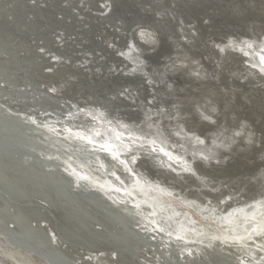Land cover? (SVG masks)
Listing matches in <instances>:
<instances>
[{
  "label": "water",
  "instance_id": "water-1",
  "mask_svg": "<svg viewBox=\"0 0 264 264\" xmlns=\"http://www.w3.org/2000/svg\"><path fill=\"white\" fill-rule=\"evenodd\" d=\"M90 1L95 0H0V222L9 225L13 221L16 226L7 236L0 227V240L20 255L30 254L34 261L41 260L40 264H112L110 260L89 261L86 256L113 253L119 258L116 264H155L141 257L153 254L147 253L152 248L145 243L169 250L171 258L156 257L168 264H235L228 257L229 251L217 247L221 239H215L218 244L208 251L199 247L192 261H181L176 251L182 244L176 247L174 241L160 237L154 223L135 213L137 206L128 203L127 208L122 203L126 200L121 202L116 197L124 190L121 184L111 183L118 178L116 171L132 179L140 173L125 165L123 160H129L128 154V158L118 157L108 150L111 144L107 140L96 143L86 136V131L97 123L84 114L87 103L93 101L92 97L119 99L127 81L108 75L111 65L91 71L76 60L85 46H95L94 50L89 49L91 45L85 47L82 54L86 57L110 46L105 41L97 42L98 28L94 27ZM111 1L113 9L105 22L113 36H119L129 28L128 21L127 17L123 21L117 17L119 0ZM107 49L110 52L106 51L105 57L119 56ZM57 56L63 60L57 62ZM63 61V68L83 76L81 85L71 91L69 81L51 88L52 83L45 78ZM79 66L81 69H75ZM92 72L97 77L94 83L89 77ZM131 145L135 146L133 151L140 149L153 162L184 166L169 149L150 138ZM89 177L107 182L109 189ZM143 207L152 208L146 203ZM43 224L49 235L39 231ZM50 229L59 243L52 242ZM249 242L260 250L258 241Z\"/></svg>",
  "mask_w": 264,
  "mask_h": 264
},
{
  "label": "bare ground",
  "instance_id": "bare-ground-1",
  "mask_svg": "<svg viewBox=\"0 0 264 264\" xmlns=\"http://www.w3.org/2000/svg\"><path fill=\"white\" fill-rule=\"evenodd\" d=\"M141 1V0H139ZM139 1H135V0H119L120 4L118 6V12H124V10H128L130 7H132L131 10H134V12H136L135 10L137 9L136 7L140 6V4L138 3ZM153 1V0H152ZM173 1V0H171ZM177 2V0H174ZM189 4L193 5L195 3H197V1H199V3L203 2L202 0H188ZM194 3H192V2ZM208 1V0H207ZM211 0H209V4ZM218 1V0H217ZM228 1V0H227ZM97 2H99L100 5H98L97 7ZM144 2V1H142ZM154 2V1H153ZM152 2V3H153ZM159 2V1H158ZM206 2V1H205ZM219 2V1H218ZM217 2V3H218ZM232 2V1H231ZM93 3V5H92ZM172 3V2H171ZM179 3V1H178ZM185 4L187 2H184ZM200 3V4H201ZM214 3V1H213ZM228 3V2H227ZM226 3V4H227ZM89 4L91 5V10L92 12L95 13V16L92 17L95 25L94 27H99L100 25H105V20H107V18L110 16L108 15V13L111 12V9H113V3L111 0H95L94 2L90 1ZM144 4V3H143ZM160 4V3H159ZM158 4V5H159ZM180 4V3H179ZM178 4V5H179ZM204 4V2H203ZM216 4V2H215ZM214 4V5H215ZM171 5V4H170ZM173 5V4H172ZM177 5V3H176ZM183 5V4H182ZM206 7L208 6L207 3L205 4ZM213 5V6H214ZM163 6V4H162ZM175 6V5H174ZM181 6V5H179ZM187 6V5H184ZM182 6V7H184ZM195 6H199V4H195ZM194 6V7H195ZM217 6V5H216ZM142 7V6H140ZM180 8L181 10L183 8ZM189 7V5L187 6ZM192 7V6H191ZM209 7V6H208ZM149 8V9H148ZM142 7V9H140L139 13H138V17H135L136 20H140L143 21V18H147V16H149V13L152 11V7ZM176 8V6H175ZM175 8H173L175 10ZM186 8V7H185ZM213 7H211L212 9ZM216 7H214L215 9ZM236 8V5L235 7ZM231 8V9H233ZM240 8V7H237ZM178 9V8H176ZM213 9V10H214ZM243 9V8H242ZM138 10V9H137ZM142 10V13H141ZM186 10V9H185ZM184 10V11H185ZM193 10V9H192ZM208 10V9H207ZM212 10V13H214ZM130 11V9H129ZM127 12V14L130 12ZM183 11V12H184ZM232 11V10H231ZM239 11V10H238ZM237 11V12H238ZM160 12V11H159ZM157 12V13H159ZM179 12V11H178ZM178 12H177V16H178ZM182 12V11H181ZM209 12H211L209 10ZM208 12V13H209ZM217 12V11H216ZM236 12V11H235ZM240 12V11H239ZM107 13V14H106ZM113 13V12H112ZM153 13V12H152ZM151 13V15H152ZM156 13V12H155ZM156 13V14H157ZM161 13V12H160ZM192 13V11H191ZM126 14V15H127ZM182 14V13H181ZM179 12V15H181ZM184 14V13H183ZM182 14V15H183ZM218 14V12H217ZM233 16V12L231 13ZM159 15V14H158ZM158 15H156L158 17ZM161 15H163L161 13ZM167 15V14H166ZM211 15V14H210ZM164 16V15H163ZM218 16V15H216ZM170 17V16H169ZM167 18V20L172 21L171 18ZM160 18V17H159ZM180 18V17H177ZM203 18V17H202ZM205 18V17H204ZM212 19V17H210ZM215 18V17H214ZM217 18V17H216ZM91 19V20H92ZM123 19V18H122ZM149 19V18H148ZM151 19V17H150ZM152 19H156L155 16ZM161 22H164V24H162L163 26L165 25V18L162 17ZM182 19V17H181ZM208 19V18H205ZM223 19V18H222ZM215 20V19H214ZM243 20V19H242ZM139 21V22H140ZM154 20H152L153 22ZM157 21V20H155ZM154 21V23H155ZM168 21V23L170 22ZM176 21V20H175ZM174 21V22H175ZM208 21V20H207ZM213 21V20H211ZM223 21V20H222ZM229 21V19H228ZM105 22V23H104ZM146 22V21H144ZM149 22V21H148ZM151 22V20H150ZM160 22V23H161ZM197 22V21H196ZM231 22V21H230ZM93 23V24H94ZM138 23V22H137ZM147 23V22H146ZM145 23V24H146ZM168 23H166L168 25ZM200 23V22H199ZM204 24L207 22H203ZM219 23V22H218ZM221 23V22H220ZM139 24V23H138ZM137 24V25H138ZM150 23H148L149 25ZM170 27L172 26V23L170 22ZM210 24V23H209ZM213 24V23H212ZM232 24V23H230ZM262 24V23H261ZM147 25V24H146ZM188 25V24H187ZM196 25V24H195ZM198 25V24H197ZM224 24H222L223 26ZM236 25V24H235ZM251 25V24H250ZM254 25V24H252ZM136 26V25H135ZM144 26V25H143ZM152 26V24H151ZM162 26V28H163ZM210 26V25H209ZM213 26V25H211ZM216 26V25H215ZM219 26V25H218ZM228 26V25H227ZM226 26V32L228 27ZM257 26V25H256ZM102 27V26H101ZM106 27V25H105ZM142 28V26H139ZM138 26L136 27H130L129 31H127V37L131 38L130 43L133 42L132 44L135 46L136 49H134L133 51L135 52L134 55L131 56V52L125 51L124 47H123V43L121 40V38L117 39L118 41H113L114 45L111 46H107L108 48H110L111 50H113L114 52H116L115 54H119V56H117V60L121 59V63H116L117 60H115V62L113 64H108V62H110L109 60H107L108 57L105 53L110 52L107 47L105 48H98L96 51L90 53V55H88L87 57L84 56V54H82L84 52L85 46L83 47V49L80 50V52H82L80 55L81 57H76V60L78 61H82V66L85 67L87 69H102V68H106L108 67V65H111V71H109V73H107L108 75H115V76H120L122 79H126L128 78L129 80L131 78H134L136 76H141L139 77L136 82L137 84L135 86H133V88H130V86L126 85V90H124L121 95L120 98L118 99H112L111 98H105V96L99 97L100 100H98L96 97H92L93 101L88 102L87 103V113H84L86 116H90L92 118L95 119V121H97L96 125L93 127H90V131H86L87 133V137L91 140L94 141L96 143H98L99 141H103V140H107L110 144L111 147L108 149L110 152L114 153V155L120 157L121 155H124L125 157L128 158L129 155V160H123L125 162V165L128 164V166L133 170V168L138 169L139 174H134L135 177H127V175H123L122 173H120L119 169L116 171L117 173V179H112L113 183L112 185L115 186L116 183L117 184H121L124 188V190H122L123 194L120 192L116 193V197H118L119 199H121V202L123 199H125L126 201L122 202L123 205L128 208V203H133L135 206H137V210H135V213H138L141 217H145L146 221L154 223L156 229L159 230L160 237L165 238L166 240H172L175 242L176 247L178 245H183V247H179L180 249L176 251L177 256L179 257V259L181 261H192L191 257L194 256L196 254V250H207L210 248H212V246L214 244H218V242H215V239H221L223 243L225 244H229L230 246H233V248H225L223 247L222 243L220 242L219 246L217 247H222V250L225 251H229V253L231 254L230 256H228L229 258H231L232 260H234L236 263L235 264H264V194L259 195L258 198L256 200H254L253 202H243L244 200L238 196V195H233L234 197H229L228 199H230L229 201H226L224 203V205H221V200L225 198V192H226V186H224V182L223 183H219L218 185H212L210 183V179H206V177H202L200 175H196L195 173V159H199L201 160L200 162L202 163H208V160L211 161H215L216 159H219V156H222L223 149L226 146H220V145H212L211 143L209 144V142L205 139L202 138V132H198V130L196 129H192L189 127V125L187 124V126L185 125H178L180 122L178 121V119H173L172 114V110L174 109V107L172 106L173 109L168 110V108H166L167 110H165L162 105H159L158 102V97L155 95V92L157 91V87L159 85L158 81L157 83L154 82V80L150 79L149 83L146 85H143V82L145 84V77L144 75H146L148 72L147 67H145L146 64V60L147 58H152V53L151 52H147L148 47H145V43L150 40L153 39L152 34H154L152 32H149V30H141V28H139ZM156 27V26H155ZM169 27V26H168ZM193 27V25H192ZM197 27V26H196ZM207 27V26H206ZM214 27V26H213ZM225 27V26H224ZM223 27V28H224ZM239 27H242L239 25ZM107 28V27H106ZM147 28V27H146ZM165 28V27H164ZM175 28V27H174ZM195 28V27H194ZM209 28V27H208ZM207 28V29H208ZM211 28V27H210ZM215 28V27H214ZM213 28V29H214ZM217 28V27H216ZM247 28V27H246ZM102 29V28H101ZM154 28H152V31H156ZM178 29V28H177ZM186 29V28H184ZM200 29V28H199ZM243 29V28H242ZM104 30V29H103ZM169 30V29H168ZM181 30V29H180ZM183 30V29H182ZM194 30V29H193ZM202 30V28H201ZM199 30V31H201ZM219 30V29H218ZM108 31V30H107ZM184 31V30H183ZM187 31V30H186ZM197 31L198 30H194ZM203 31V30H202ZM210 31V30H209ZM214 31V30H213ZM196 32V33H197ZM212 32V31H211ZM220 32V31H219ZM224 32H225V28H224ZM238 32H240L238 30ZM103 33V32H101ZM107 34H111V32L109 31L106 32ZM122 33V32H121ZM157 33V32H156ZM206 33V32H205ZM204 33V34H205ZM244 33V32H242ZM123 34V33H122ZM121 34V35H122ZM158 34V33H157ZM171 34V33H169ZM186 34V33H185ZM191 34V33H190ZM200 34V33H199ZM214 34V33H213ZM222 34V33H219ZM217 34V35H219ZM232 34V33H230ZM229 34V35H230ZM234 34V32H233ZM101 35V34H100ZM168 35V34H166ZM165 35V36H166ZM188 35V34H187ZM202 35V34H201ZM200 35V36H201ZM223 35V34H222ZM227 35V34H226ZM102 36V35H101ZM105 36V35H104ZM156 36V35H154ZM170 36H173L170 35ZM216 36V35H215ZM233 36V35H232ZM247 36V35H246ZM245 36V37H246ZM100 37V36H99ZM117 37V36H116ZM123 37V36H121ZM152 37V38H151ZM159 37V36H157ZM181 37V36H180ZM203 37V36H202ZM210 37V36H209ZM212 37V36H211ZM223 37V36H222ZM236 37V36H235ZM244 37V38H245ZM105 38V37H104ZM104 38L100 39L98 38L97 42L99 44L104 43ZM156 38V37H155ZM167 38V37H166ZM165 38V39H166ZM187 38V36H186ZM213 38V37H212ZM212 38H210L212 40ZM218 38V37H217ZM220 38V37H219ZM224 38V37H223ZM241 38V37H240ZM164 39V41H166ZM190 39V38H189ZM215 39V37H214ZM113 40V39H112ZM125 41V39H123ZM156 39H154L155 42ZM163 40V39H162ZM183 40V39H182ZM202 40H205V38ZM209 40V41H211ZM223 40V39H222ZM247 39L244 40V43ZM157 41V40H156ZM160 41V40H159ZM164 41H162L164 43ZM168 41V39H167ZM170 41V40H169ZM213 41V40H212ZM219 41V40H218ZM243 41V40H242ZM108 42V41H106ZM234 42V41H233ZM251 42V41H250ZM249 42V43H250ZM97 43V44H98ZM123 45H122V44ZM129 44V42H127ZM151 43V42H150ZM161 43V42H160ZM168 43V42H167ZM232 43V42H231ZM237 43V42H234ZM248 43V42H247ZM255 43V42H254ZM259 43V42H258ZM261 43L264 44V41H262ZM113 44V43H112ZM156 44V43H155ZM158 44V43H157ZM209 44V43H208ZM214 44V43H212ZM218 44V43H217ZM223 43H221L222 45ZM225 44V43H224ZM227 44V43H226ZM251 44V43H250ZM249 44V45H250ZM256 44V43H255ZM260 44L256 49L253 50V48L255 47L253 45V47H249L250 49L246 48L245 51H241L240 55H238V57H241V61H243L244 63L241 64L243 65L244 70L247 71V76H250L252 78L258 77L260 79L264 78V45ZM109 45V44H107ZM131 45V44H130ZM149 45V44H148ZM163 45V44H162ZM167 45V44H166ZM176 45V44H175ZM211 45V44H210ZM246 45V44H245ZM248 45V46H249ZM261 45H263V47H260ZM154 46V44H153ZM157 46V45H156ZM155 46V47H156ZM194 46V45H193ZM209 46V45H207ZM213 46V45H212ZM215 46V45H214ZM232 47V44L230 45ZM123 47V48H122ZM143 47V48H142ZM164 49H166L165 46H163ZM183 47V46H182ZM211 47V46H209ZM228 47V46H227ZM241 47L243 48L244 46L241 45ZM95 48V46H94ZM150 48L151 45H150ZM177 48V47H176ZM181 48V47H180ZM214 48V47H213ZM241 48V49H242ZM130 50H132V45L129 48ZM158 49V47H157ZM162 49V48H161ZM187 49V48H186ZM194 49V48H193ZM215 49V48H214ZM218 49V48H217ZM215 50L216 52L218 50ZM220 49V47H219ZM221 49H223L224 52H226V54H228L227 49H225V46H221ZM240 49V50H241ZM155 50V49H152ZM175 50V48H174ZM151 51V49H150ZM161 51V50H160ZM163 51V49H162ZM161 51V52H162ZM168 51V50H167ZM195 51V50H194ZM203 51V50H202ZM222 51V53H223ZM251 51V52H250ZM157 52V50H156ZM160 52V53H161ZM169 52V51H168ZM172 52V51H171ZM170 52V53H171ZM209 52V51H208ZM211 52V51H210ZM154 53V52H153ZM169 53V54H170ZM195 53V52H194ZM219 53V52H218ZM231 53V52H230ZM251 54L250 57L246 54ZM166 53H163L162 55H164ZM168 54V56H170ZM212 54V53H211ZM232 54V53H231ZM234 54V53H233ZM237 54V53H236ZM158 55L160 54H157ZM155 55V57H156ZM230 55V54H229ZM111 55H109L110 58ZM154 56V55H153ZM161 56V55H160ZM165 56V55H164ZM163 56V57H164ZM167 56V58L169 59V57ZM205 56V55H204ZM105 57V59L103 58ZM127 57L131 60L135 62V66L131 65V67L133 66V68H130L128 66L123 67L122 63L123 58ZM172 57V56H171ZM207 57V56H206ZM236 57V56H235ZM236 57V58H238ZM6 58V57H4ZM56 61L59 62L61 60H63L61 57H55ZM67 58H69L70 60L73 59L68 56ZM165 58V59H167ZM195 58V57H194ZM212 58V57H210ZM82 59V60H81ZM84 59V60H83ZM116 59V57L114 58ZM113 59V60H114ZM157 59V58H156ZM160 59V58H159ZM163 59V58H162ZM167 59V60H168ZM216 59V58H215ZM232 59V58H231ZM164 60V59H163ZM162 60V61H163ZM209 60V59H208ZM217 60V59H216ZM252 60V61H251ZM150 61V60H149ZM147 61V62H149ZM157 60H154V62ZM165 61V60H164ZM201 61V60H200ZM206 61V60H205ZM54 63L55 65L58 63ZM120 62V61H119ZM129 62V61H128ZM159 62V61H158ZM207 62V61H206ZM216 62V61H215ZM63 66H64V61L62 62ZM151 63V61L149 62ZM160 63V62H159ZM166 64V61L164 62ZM176 63V62H175ZM242 63V62H241ZM53 64V66H54ZM127 64V63H126ZM148 64V63H147ZM156 64V63H155ZM154 64V65H155ZM168 64V63H167ZM164 65V66H167ZM192 64V63H191ZM209 64V63H208ZM217 64V63H216ZM61 65V67L59 69H57L56 71H52L51 70L45 75V78H49V83H52L51 88H53V85H58L59 82H71L70 79L72 78H81V76H77L75 73H79L78 71H72L71 73L63 68V66ZM128 65V64H127ZM152 65V64H151ZM153 65V66H154ZM179 65V64H178ZM182 65V64H181ZM215 65V64H214ZM159 66V65H158ZM163 66V64H162ZM160 65V67H162ZM169 66V65H168ZM185 66V65H184ZM202 66V65H201ZM256 66V67H255ZM199 67V66H198ZM50 69V67H47ZM123 68V69H121ZM155 67H153L154 69ZM159 68V67H158ZM215 68V67H214ZM242 68V67H241ZM52 69V68H51ZM75 69H81V66L76 67ZM152 69V68H151ZM160 69V68H159ZM174 69V68H173ZM177 69V68H176ZM206 69V68H205ZM103 70V69H102ZM155 70V69H154ZM163 70V69H162ZM165 70V68H164ZM195 70V69H194ZM235 70V69H234ZM159 72V70H157ZM175 71V70H174ZM197 71V70H196ZM69 72V75L66 76ZM155 72V71H154ZM157 72V73H158ZM213 72V71H212ZM220 72V71H219ZM239 72V70H238ZM67 73V74H66ZM152 73V71H151ZM165 73V72H164ZM226 73V72H225ZM255 73V74H253ZM155 74V73H154ZM161 74V73H160ZM172 74V73H171ZM180 74V73H179ZM211 74V73H209ZM215 74V72H214ZM236 74V73H235ZM253 74V75H252ZM148 75V74H147ZM146 75V76H147ZM151 75V74H150ZM156 75V74H155ZM256 75V76H255ZM51 76V78H50ZM92 76V75H91ZM99 76V75H98ZM160 76V75H159ZM161 76H163L161 74ZM171 76V75H170ZM215 76V75H214ZM83 77V76H82ZM87 77V75H86ZM199 77V76H198ZM197 77V78H198ZM219 77V76H218ZM94 78V77H93ZM135 78V79H136ZM160 78V77H158ZM188 78V77H187ZM221 78V77H220ZM228 78V77H227ZM252 78H248V79H252ZM95 79V78H94ZM169 79V78H168ZM173 79V78H172ZM166 80V79H165ZM164 80V81H165ZM175 80V79H174ZM179 80V79H178ZM223 80V79H222ZM258 80V79H257ZM75 81V80H74ZM80 81V80H79ZM83 81V78H81V83ZM85 81V80H84ZM94 81V80H93ZM169 81L172 82V80L169 79ZM133 82V81H132ZM163 82V81H162ZM201 82V81H200ZM252 82V81H249ZM4 85V90L7 91L8 87L6 86V83L3 81L2 82ZM166 83V82H165ZM244 83V82H243ZM255 83V82H254ZM47 84V83H46ZM71 87L68 88L69 91L73 90L74 88V84H72V82L70 83ZM78 84V83H77ZM76 84V85H77ZM158 84V85H156ZM171 84V83H170ZM177 84V83H176ZM234 84V83H233ZM232 84V85H233ZM172 85V84H171ZM227 85V84H226ZM249 85V84H248ZM144 86V87H143ZM174 86V85H173ZM181 86V85H180ZM240 86V85H239ZM259 87L260 91L263 90V85L260 84ZM125 87V86H124ZM129 87V88H128ZM135 87V88H134ZM169 87V86H168ZM175 87V86H174ZM173 87V88H174ZM238 87V86H236ZM59 88V86H58ZM141 91L144 92L145 94L148 93L147 96H149V103L147 102V107L143 102H141L142 100H140L137 97V91ZM176 88V87H175ZM181 88V87H180ZM239 88V87H238ZM247 88V87H246ZM159 89V88H158ZM172 89V88H171ZM245 89V88H244ZM248 89V88H247ZM253 89V88H252ZM160 90V89H159ZM158 90V91H159ZM168 90V89H167ZM166 90V91H167ZM251 90V89H250ZM257 90V89H256ZM164 91V90H163ZM191 91V90H190ZM234 91V90H233ZM245 91V90H244ZM140 92V93H141ZM160 92V91H159ZM239 92V91H238ZM243 92V91H242ZM247 92V90H246ZM258 92V91H257ZM263 93V91H262ZM150 94V95H149ZM161 94V93H160ZM168 94V93H167ZM175 94V93H174ZM143 95V93H142ZM164 95V92H163ZM169 95V94H168ZM167 95V96H168ZM173 95V94H172ZM251 95V94H250ZM171 96V94H170ZM238 96V95H237ZM165 97V96H164ZM230 97V96H229ZM243 97V96H242ZM168 97H166L167 99ZM264 98V97H263ZM142 99V98H141ZM163 99V96H162ZM165 99V101H166ZM188 99V98H187ZM242 99V98H241ZM164 100V99H163ZM162 100V101H163ZM254 100V99H253ZM86 101V100H85ZM114 101V102H113ZM145 101V98L143 100ZM164 101V102H165ZM205 101V100H204ZM167 102V101H166ZM165 102V103H166ZM258 102V101H257ZM110 103V104H109ZM134 103V104H133ZM140 103V104H139ZM200 103V102H199ZM260 102H258L259 104ZM138 104V105H136ZM153 104V105H152ZM181 104V103H180ZM192 104V102H191ZM256 104V103H255ZM138 106L137 109L142 108L143 110L146 111H142L140 113V115H138L139 112L135 111L133 108L134 106ZM197 105V104H196ZM206 105V104H205ZM212 105V104H211ZM210 105V106H211ZM246 105V104H245ZM263 105V103H262ZM167 106V105H166ZM179 106V105H178ZM200 106V105H199ZM208 106V104H207ZM209 106V107H210ZM140 107V108H139ZM169 107V105H168ZM213 107V106H212ZM218 107V106H217ZM112 108V109H111ZM155 108V109H154ZM162 108V109H161ZM197 108V107H196ZM204 108V107H202ZM214 108V107H213ZM251 108V107H250ZM111 109V110H110ZM136 109V108H135ZM170 109V108H169ZM201 109V107H200ZM211 109V108H210ZM238 109V108H237ZM263 111V107L261 108ZM194 110V109H193ZM206 110V109H205ZM215 110V109H214ZM253 110V109H251ZM113 113H112V112ZM140 111V110H139ZM177 112L179 110H176ZM185 111V110H184ZM208 111V110H207ZM212 111V109H211ZM221 111V110H220ZM202 112V111H201ZM209 112V111H208ZM224 112V111H223ZM240 112V111H239ZM180 114V112H178ZM189 113V112H188ZM200 113V112H199ZM198 113V114H199ZM205 113V112H204ZM213 113V112H212ZM143 114V115H142ZM214 114V113H213ZM244 114V113H243ZM251 114V113H250ZM257 114V113H256ZM264 114V113H262ZM114 115V116H113ZM129 115H132L133 118L128 117ZM137 115V116H136ZM177 115V114H176ZM212 115V114H211ZM242 115V114H241ZM261 115V114H259ZM112 116L114 119H112ZM139 116L140 121L135 118ZM210 116V115H209ZM208 116V117H209ZM214 116V115H213ZM141 117V118H140ZM178 117V116H177ZM180 117V115H179ZM184 117V116H182ZM182 117L180 119H182ZM212 117V116H211ZM245 117V116H244ZM264 117V116H263ZM185 118V117H184ZM234 118V117H233ZM79 119V118H78ZM187 119V117H186ZM204 119V118H203ZM229 119V118H228ZM188 120V119H187ZM202 120V119H201ZM212 120V119H211ZM183 122V120H180ZM186 121V120H185ZM260 121V120H259ZM210 122V121H209ZM216 122V121H215ZM221 122V121H219ZM264 122V121H263ZM141 123V124H138ZM143 123V124H142ZM185 123V122H183ZM234 123V122H233ZM252 123V121H251ZM214 126V125H213ZM261 126V125H260ZM218 127V126H217ZM224 127V126H223ZM252 127V126H251ZM221 128V126H220ZM225 128V127H224ZM218 129V128H217ZM234 130V129H233ZM213 131V130H212ZM219 131V130H218ZM258 131V130H257ZM264 131V129H263ZM226 132V131H225ZM211 133V132H210ZM215 134V133H214ZM227 134V133H226ZM208 135V134H207ZM213 135V134H212ZM225 135V134H224ZM231 135V134H229ZM218 136V134H217ZM228 136V135H227ZM235 136V135H233ZM263 136V134H262ZM261 136V137H262ZM205 137V136H204ZM225 137V136H224ZM224 137H222L221 139H223ZM230 137V136H229ZM255 137V136H253ZM121 138V139H120ZM152 139L155 142H158L159 145H161V147L163 148H167L169 149V151H171V154L173 155V157H175L177 160H179L181 162V164H183V167H172V165L169 162H153L150 159H148L149 155L140 151H133L135 150L133 147L135 146H130V142L132 143H136V144H142L144 143V141L146 139ZM249 138V137H248ZM123 139V140H122ZM141 139V140H140ZM145 139V140H144ZM220 139V141H221ZM258 139V138H257ZM124 140H130V142H125ZM209 140V139H208ZM259 140V139H258ZM214 141V140H212ZM228 141V140H227ZM235 141V140H234ZM254 141V139H253ZM224 142V141H223ZM240 142V141H239ZM238 142V143H239ZM261 142V141H260ZM220 143V142H219ZM227 144V143H226ZM259 144V143H258ZM229 145V144H228ZM264 146V145H263ZM253 148V147H252ZM262 149V148H261ZM247 150V149H246ZM249 150V149H248ZM243 151V149H242ZM246 153V152H244ZM128 154V155H127ZM142 154V155H140ZM235 155V154H234ZM238 156V155H237ZM262 157V155L260 156ZM264 157V156H263ZM222 158V157H221ZM220 158V159H221ZM259 159V157H257ZM252 159V158H251ZM250 159V160H251ZM264 159V158H263ZM230 160V159H229ZM246 161V160H245ZM260 161V160H259ZM187 164H184V163ZM257 162V160H256ZM127 163V164H126ZM249 163V162H248ZM262 163V162H261ZM260 163V164H261ZM154 165L157 168V165H160L162 168L161 169H155V167H153V171L154 172H159L158 177L156 178H160L163 180V182L160 183L159 182H152V176L148 177L146 175L145 169H148V165ZM157 164V165H156ZM219 164V163H218ZM238 164V163H237ZM255 164V163H254ZM257 164V163H256ZM264 164V163H263ZM259 165V164H258ZM205 166V165H204ZM203 166V167H204ZM236 166V165H235ZM234 166V167H235ZM251 166V165H250ZM255 166V165H254ZM261 165H259L260 167ZM220 167V166H219ZM222 167V166H221ZM225 167V166H224ZM233 167V166H232ZM231 167V168H232ZM242 167V166H241ZM208 168V167H207ZM217 168V167H216ZM253 168V167H250ZM212 169V168H211ZM221 169V168H220ZM226 169V168H224ZM223 169V170H224ZM248 170V169H245ZM257 170V169H255ZM213 171V169L211 170ZM226 171V170H225ZM224 171V172H225ZM231 171V170H230ZM254 171V168H253ZM142 172V173H141ZM218 173V171H216ZM228 172V171H227ZM234 173V170L232 171ZM237 172V171H236ZM252 172V170L250 171ZM232 173V174H233ZM241 173V172H240ZM214 174V173H213ZM223 174V173H222ZM221 174V175H222ZM228 174V173H226ZM231 174V177H232ZM237 174V173H235ZM239 174V173H238ZM245 174V173H243ZM247 174V173H246ZM245 174V175H246ZM250 174L248 175V177H250ZM254 174V173H253ZM251 174V175H253ZM258 174V173H257ZM149 175V174H148ZM220 175V174H219ZM230 175V174H229ZM228 175V176H229ZM234 175V174H233ZM244 175V176H245ZM165 176L168 177V179H171V182L169 183L167 180L164 181ZM227 176V177H228ZM241 176V175H240ZM255 176V175H253ZM88 177V176H87ZM223 177V176H222ZM226 177V176H224ZM231 177H228L229 179ZM239 177V176H238ZM243 177V176H242ZM241 177V178H242ZM246 177V176H245ZM248 178V177H246ZM90 178V177H89ZM218 178V176H217ZM236 178V177H235ZM92 180H95L94 182H96V184H99L102 188H108L107 182L105 181H98L96 179L90 178ZM212 179V178H211ZM215 179V177H214ZM224 178H222L223 181ZM226 181L228 180L227 178H225ZM234 179V176L233 178ZM240 179V178H239ZM251 179V178H250ZM147 180V181H146ZM153 180V179H152ZM213 180V179H212ZM231 180V179H230ZM243 180V179H241ZM253 180V179H251ZM221 181V182H222ZM233 181V180H232ZM230 181V182H232ZM237 182V180H235ZM239 181V180H238ZM244 181V180H243ZM242 181V182H243ZM188 182L189 185L185 186V183ZM217 182H219L217 180ZM228 182V181H227ZM240 182V181H239ZM248 182V181H247ZM254 182V180H253ZM262 182V181H261ZM249 183H251L249 181ZM260 183V182H259ZM168 184V185H167ZM257 184V183H256ZM263 184V183H262ZM185 186V187H182ZM191 187V189H189ZM247 187V186H246ZM263 187V186H262ZM226 188V189H225ZM245 187H243L242 189H244ZM264 188V187H263ZM109 189V188H108ZM233 191H235L234 189H231ZM264 190V189H263ZM251 191V190H249ZM256 191V189H255ZM260 190H258L259 192ZM231 192V191H230ZM236 192V191H235ZM261 192V191H260ZM263 192V191H262ZM167 193V194H165ZM223 193V194H222ZM239 193H242V191H239ZM127 197H126V195ZM136 194V195H134ZM229 194V193H228ZM259 194V193H258ZM163 195H167L169 197L175 198V199H181L180 201L189 203V207L191 209H193L196 213H198L200 215V219L202 220L199 221L200 219L195 218L194 214L191 211H185V210H177L175 208H171L169 202V199L165 198V196ZM231 195V194H230ZM247 195V194H246ZM133 196V197H132ZM126 197V198H124ZM251 197V196H250ZM253 197V196H252ZM256 197V196H254ZM227 198V195H226ZM225 198V200H226ZM249 198V196H248ZM252 199V198H251ZM224 200V201H225ZM243 200V201H242ZM242 201V202H241ZM250 201V198H249ZM240 202V204H239ZM144 203L149 204L152 208L148 209V208H144ZM132 213H134V211H132ZM143 215V216H142ZM217 215H219L217 217ZM210 222H214L215 224H211ZM169 223V224H168ZM8 224V223H7ZM1 223L0 222V227H2L6 233V236L10 233L11 234V230L16 229V226L14 224L13 221L9 222V225ZM34 224V223H33ZM32 224V226H34ZM4 225V226H3ZM44 225V224H43ZM40 226L38 227L39 231L43 232V235H47L48 232L47 230V225L45 224L44 226ZM169 225L171 227H169ZM210 228H209V227ZM35 227V226H34ZM37 228V227H36ZM2 230V229H1ZM45 233V234H44ZM50 233H51V238H52V242L53 243H59L58 237L56 235V233L53 231V229H50ZM1 234V233H0ZM15 234V233H14ZM49 235V234H48ZM249 240H254V241H258L259 246H260V250H258L256 247L257 245L255 244V246L249 242ZM261 242V243H260ZM237 243H240L237 245ZM201 244H205L204 247ZM61 247L63 248L65 245L60 244ZM145 245L147 246H151L152 250H148L147 253H153L150 254V257L145 256L144 254H142L141 257H143L144 259H147L149 261H153L155 264H168L167 262H163L162 260H158L156 259L157 256H161L164 259L166 258H171V253L169 250H166L164 248H157L153 245H149L147 243H145ZM244 247H239V246H243ZM66 249H68L67 246H65ZM194 247H198L196 249H194ZM200 247V249H199ZM146 247H141L140 249H144ZM208 248V249H207ZM216 248V247H215ZM213 249V248H212ZM198 252V251H197ZM170 255V256H169ZM246 255V256H245ZM89 261H95L97 263H101L103 261H111L112 264H116V262L119 260V258H117L116 253H113L111 255H105V254H87L86 256ZM115 258V259H114ZM235 258V259H234ZM91 259V260H90ZM17 261L18 264H40L41 260H33L32 256L30 254H25V255H20L17 250H14L12 247L6 245L3 241L0 240V264H11V261ZM231 260V261H232ZM43 261V260H42ZM88 261V262H89ZM161 262V263H160ZM163 262V263H162ZM124 263L129 264L128 262L124 261ZM146 263V262H145ZM137 264V263H136ZM204 264V263H203Z\"/></svg>",
  "mask_w": 264,
  "mask_h": 264
},
{
  "label": "rangeland",
  "instance_id": "rangeland-1",
  "mask_svg": "<svg viewBox=\"0 0 264 264\" xmlns=\"http://www.w3.org/2000/svg\"><path fill=\"white\" fill-rule=\"evenodd\" d=\"M135 1L137 2L139 0H135ZM142 1H144V2H142ZM153 1L152 0H141V1L138 2L139 4L141 2L140 6H142V7H146V8H148V7L151 8L152 7L151 8L152 11L149 13V16H147L146 19L143 18L142 19L143 21L136 20V18H135V17H138L137 15L140 12L139 10L142 9V7H140V6L136 7L138 9V10L137 9L135 10L136 12H134V10H131V9H130L131 12L129 11V9L128 10L125 9L124 12H121V13L118 12V14H117V17L121 21H123V19H122L123 17H125V18L127 17L128 27L129 28L132 27V26L133 27L142 26V28L139 27V28H141V30H149V32H151V34H152V32L154 33V34H152L153 39H150V40H148L145 43V47L146 48L148 47V49H147L148 51L147 52H151L152 53V58H147V60H146L145 67H147V69H149V68L150 69L147 71L148 75L147 74H146L147 76L144 75L145 84L143 82V85H146V83L148 84L150 79L154 80V82H156V83L158 81L159 85L156 84V85H158V87H157V91L155 92V95L159 98L158 99V102H159L158 106L163 104L164 107H163V105H162V107L165 110H167L166 108H168V110H171V109H173L172 108V106H173L174 109L172 110V114L175 117H172V118L173 119H178V121L180 122L178 125H182V126L185 127V125L187 126V124H188L190 128L196 129L200 133L202 132V134H204V135H202V138L207 140L209 142V144L211 143L212 145L226 146L223 149L224 153L222 154V156H219V159H216L215 161L208 160L209 161L208 163H202V162H200L201 160L195 159V162H194V164H195L194 168H195L196 175H200L202 177L205 176L206 179L209 178L210 179L209 181H210V183L212 185H218L219 183H223L224 182V186H226V188H228V189L225 188L226 189L225 198H226V195H227V198H226V200L224 198L225 201L223 199L221 200V205H224V203L226 201H229L230 200V199H228L229 197H234L233 195L240 196L244 200V201L243 200L242 201L245 202V203L246 202H253L254 200H256L258 198L259 195H261V194L263 195L264 194V190H263L264 189L263 188L264 187V164H263L264 163V159H263L264 158L263 157L264 156V146H263L264 145V131H263V129H264V122H263L264 121V117H263L264 114H262V113H264V98H263L264 97V78H262V79H260L258 77L252 78L250 76L245 75V74H247V71L244 70L243 65H241L244 62L240 60L241 57L239 58L238 55H240L241 51H245L246 48L250 49L251 47H253V45L254 46L256 45L258 47L260 44H263L261 42L264 41V0H228V1L227 0H218L219 2L217 0H211L210 1L211 4H209V2H208L209 0L208 1L207 0H202L204 2V4H203V2L202 3L200 2L201 3L200 4L199 1L196 0L197 3H195V4L196 5L199 4V6H197V7L195 6V4L192 1L191 2L194 4L195 7L193 5H191V4H189L188 0H177V2L174 1V0L173 1H171V0H153ZM178 1H179L180 4L178 3ZM213 1H214V3H213ZM184 2H187V3L185 4ZM215 2H216V4H215ZM176 3H177V5H176ZM206 3H207V5L209 7L208 6L206 7V5H205ZM162 4H163V6H162ZM178 4L181 5V6H179ZM174 5L178 9H176ZM184 5H187V6L189 5V7L184 6ZM235 5H236V8H233V7H235ZM182 6H184V7H182ZM181 7L183 8L182 10L180 9ZM211 7H213V8L211 9ZM214 7H216V8L214 9ZM237 7H240V8H237ZM173 8H175V10ZM231 8H233V9H231ZM209 10L211 12H209ZM212 10H213L214 13H212ZM128 11L130 12V14L129 13L127 14ZM159 11L164 16L161 15V13ZM178 11L180 12V14L181 13L182 14L184 13V14L183 15L182 14L179 15ZM191 11H192V13H191ZM216 11L218 12V14H217ZM155 12L156 13L159 12V13L156 14ZM177 12H178V16H177ZM232 12H233V16L231 14ZM141 13H142V10H141ZM151 13H152V15H151ZM156 15H158V17ZM216 15H218V16H216ZM154 16H155L156 19H152ZM150 17H151V19H150ZM162 17H164L165 21H166L164 26L162 25V24H164V22H161L162 20H164V19H162ZM166 17L167 18L168 17L171 18L172 21L167 20ZM177 17H180V18H177ZM181 17H182V19H181ZM204 17L208 18V19H205ZM210 17H212V19ZM228 19H229V21H228ZM150 20H151V22H150ZM152 20H154V21L157 20V21H155V23H154V21L152 22ZM211 20H213V21H211ZM144 21H146L147 23L144 22ZM168 21H170L172 23L171 27H170L171 24H170V22L168 23ZM203 22H207V24L206 23L204 24ZM148 23H150V24L148 25ZM166 23H168V25ZM230 23H232V24H230ZM86 24H88V23H86ZM151 24H152V26H151ZM222 24H224V25L222 26ZM252 24H254V25H252ZM105 25H106L107 28L105 27ZM105 25L102 24L99 27H96V28H98V31H97L98 38L100 39V37L101 38L105 37L104 38V40L106 39L105 42L108 41L107 44H109L110 46L114 45L113 41H118L117 39L121 38L120 41H122V43L124 44L123 45L121 43L123 45V47H124V50L125 51L129 50V52H131V56L134 55L135 52L133 50L136 49V48L132 44L133 42L130 43L131 38H128L127 37V33H126L127 31H129V28L124 29L123 31H121L123 34L120 32V35L119 36L116 35L117 36L116 37V36H113V33L110 31V29H108L107 23H105ZM192 25H193V27H192ZM211 25H213L215 28L213 26H211ZM239 25L242 26V27H239ZM162 26H163V28H162ZM226 26L228 27L227 32H226ZM223 27L225 28V32H224V28ZM152 28H154L156 31H152ZM184 28H186V29H184ZM201 28H202L203 31L201 30ZM193 29L194 30L197 29L198 32L194 31ZM199 30H201V31H199ZM238 30L240 32H238ZM109 31L111 32V34L109 33ZM101 32H103V33H101ZM106 32H108L109 34H107ZM233 32H234V34H233ZM242 32H244V33H242ZM169 33H171V34H169ZM219 33H222L223 35L219 34ZM230 33H232V34H230ZM166 34H168V35H166ZM172 34H173V36H170ZM217 34H219V35H217ZM154 35H156V36H154ZM112 36L115 37V38H112ZM121 36H123V37H121ZM157 36H159V37H157ZM186 36H187V38H186ZM214 37H215V39H214ZM202 38L203 39L205 38V40H202ZM210 38H212L213 41ZM123 39H125V41ZM154 39H156L157 41L155 40V42H154ZM164 39L166 41H164ZM167 39H168V41H167ZM245 39H247V40L244 43ZM209 40H211V41H209ZM162 41H164V43ZM233 41L237 42V43H234ZM127 42H129V44ZM212 43H214V44H212ZM221 43H223L222 45L225 46L224 50L227 49V51H229V52H227L228 54H226V52H224L223 49H221V46H222ZM130 44L132 45V50L129 49L131 47ZM153 44H154V46H153ZM231 44H232V47L230 46ZM90 45H88V46H90ZM150 45H151L152 48H150ZM207 45H209L211 47H209ZM241 45H243L244 47L242 48ZM263 45H261L260 47H263ZM92 46L93 45H91V47L89 48L90 50H94L95 49ZM163 46H165V47L167 46L166 49H164ZM157 47H158V49H157ZM219 47H220V49H219ZM161 48L163 49V51H162ZM174 48H175V50H174ZM150 49H151V51H150ZM152 49H155V50H152ZM216 49L218 50L217 52L215 51ZM156 50H157V52H156ZM222 51H223V53H222ZM114 53H116V52H114ZM156 53L160 54L161 56L158 55V57H157ZM163 53H166V54H164L165 56L162 55ZM168 54L170 56H168ZM110 55H111L110 58L108 57L107 60H109L111 63L112 62L114 63L115 60H117V57H116V59L113 60L112 59V57H113L112 54H110ZM155 55H156V57H155ZM246 55H248L250 57L251 54L248 53ZM167 56L169 57V59L167 58ZM235 56L238 57V58H236ZM210 57H212V58H210ZM103 58L105 59V57H103ZM162 58L166 61V64L168 63L167 66H164L166 64L164 63L165 61ZM165 58H167L168 60L165 59ZM123 60H125L122 63L123 67L128 66L129 69H130V68H133V66H135V62L131 61L128 57H127V59L123 58ZM149 60L151 61V63H149L150 62ZM154 60H157V61L154 62ZM121 61H122L121 59H118L116 61V63L120 64ZM147 61H149V62H147ZM110 62H108V64ZM162 64H163V66H162ZM131 65H133V66L131 67ZM160 65L162 67H160ZM153 67H155L154 68L155 70L153 69ZM164 68H165V70H164ZM121 69H123V68H121ZM90 70L92 71V69H90ZM157 70H159V72ZM238 70H239V72H238ZM151 71H152V73H151ZM214 72H215V74H214ZM67 73H66L67 74L66 76L69 75V72H67ZM160 73L163 76H161ZM209 73H211V74H209ZM75 74L77 76H81L80 75L81 73H75ZM92 74H93V72L89 75V77H91V82L94 83V82L97 81V79H96L97 77H94ZM253 74H255V73H253ZM139 77H141V76L139 75V76H137V78L135 76L134 78H131L130 80L128 78H126L127 81L125 82V87H126V85L129 84L128 81H131V82L133 81V85H131V84L128 85V86L131 85L130 88H133V86H135L137 84L136 80ZM158 77H160V78H158ZM81 78H83V77L81 76ZM81 78H76L75 77V78H73V80L71 78L70 81L72 82V84H74V86L77 83H78L77 85H81ZM168 78L170 80H172V82L169 81ZM248 78H252V79H248ZM249 81H252V82H249ZM260 84L263 85V90H261V91H260V88H259V87H261V86H259ZM236 86H238L239 88L236 87ZM124 90H126V89H124ZM246 90H247V92H246ZM136 91H137V88H136ZM262 91H263V93H262ZM140 92L137 91V94H136L137 97L136 98L140 97L139 99L142 100L141 102H143L147 106L146 103L147 102L149 103V101H150L149 98H148L149 96H147L148 93L145 94L144 92H141V93ZM163 92H164V95H163ZM142 93H143V95H142ZM170 94H171V96H170ZM162 96H163L164 100L162 99ZM166 97H168V98L166 99ZM144 98H145L146 102L143 101ZM165 99H166L167 102L165 101ZM257 101L260 102V103L258 104ZM191 102H192V104H191ZM262 103H263V105H262ZM207 104H208V106H207ZM136 105H138V104H136ZM136 105L134 106L133 109L135 111L139 112L138 115H140V113L142 111H146V110H143L140 107H139L140 109H137L139 105L138 106H136ZM168 105H169V107H168ZM200 107H201V109H200ZM202 107H204V108H202ZM262 107H263V111H261ZM210 108L212 109V111H211ZM251 109H253V110H251ZM176 110H179L178 112H180V114ZM259 114H261V115H259ZM179 115H180V117H179ZM136 116H135V118H137L140 121L139 116L138 117H136ZM182 116H184L185 118L182 117ZM128 117L133 118L132 115H129ZM181 117H182V119H180ZM186 117H187L188 120L186 119ZM205 117H208V119H205ZM180 120H183V122H185V123H183ZM219 121H221V122H219ZM251 121H252V123H251ZM138 124H141V123H138ZM220 126H221V128H220ZM237 133H240V135H237ZM217 134H218V136H217ZM229 134H231V135H229ZM262 134H263V136H262ZM233 135H235V136H233ZM253 136H255V137H253ZM222 137H224V138L221 139ZM220 139H221V141H220ZM253 139H254V141H253ZM212 140H214V141H212ZM250 140H251V142H250ZM242 149H243V151H242ZM244 152H246V153H244ZM140 155H142V154H140ZM261 155H262V157H260ZM257 157H259V159ZM256 160H257V162H256ZM258 164L261 165V166L259 167ZM147 167H148V169L146 168L145 172H146V175L148 177L152 176V179H153V180L151 179L152 182H156V183L157 182L160 183V181L163 182V180H162L163 178L162 179L156 178V177H158L159 172H154L153 171L152 168L155 167L154 165L153 166L152 165H148ZM250 167H253L254 171H253V168H250ZM161 168L162 167L160 165H157V168L155 167V169H161ZM211 168L213 169V171H211L212 170ZM224 168H226V169H224ZM245 169H248V170H245ZM255 169H257V170H255ZM233 170H234V173L232 172ZM251 170H252V172H250ZM216 171H218V173ZM226 173H228V174H226ZM235 173H237V174H235ZM243 173H245V174L247 173V174L245 175ZM249 173H251V174L254 173L253 175H255V176L250 174V177H248ZM231 174H232V177H231ZM244 175L246 177H248V178H246ZM217 176H218V178H217ZM224 176H226V177H224ZM227 176L231 177L230 178L231 180ZM233 176H234V179H232ZM214 177H215V179H214ZM244 177L246 179H244ZM222 178H224L223 181H222ZM225 178L228 179L227 180L228 182L226 181ZM250 178L253 179L254 182ZM241 179H243L244 181L241 180ZM166 180L169 183L171 182V179L170 178L168 179L167 176H165L164 181H166ZM217 180L219 182H217ZM235 180H237V182ZM230 181H232V182H230ZM249 181L251 183H249ZM187 185H189L188 182L185 183V186H187ZM185 186H182V187H185ZM243 187H245V188L242 189ZM189 189H191V187ZM231 189H234L236 192L231 190ZM255 189H256V191H255ZM249 190H251V191H249ZM258 190H260L261 192L260 191L258 192ZM239 191H242V193H239ZM165 194H167V193H165ZM163 196H165V198L169 199L168 203L170 204L172 209L175 208L177 210L191 211L194 214L195 218H197V219L201 218L198 213H196L193 209H191L189 206L185 205L180 200L172 198V197H169L170 195L169 196L167 195V197H166V195H163ZM248 196L250 198V201H249ZM254 196H256V197H254ZM239 204H240V202H239ZM218 216L219 215H217V217ZM199 221L202 222L201 219ZM210 223L211 224H215L214 222H210ZM11 264H18V262L16 263V262L13 261V262H11Z\"/></svg>",
  "mask_w": 264,
  "mask_h": 264
},
{
  "label": "snow or ice",
  "instance_id": "snow-or-ice-1",
  "mask_svg": "<svg viewBox=\"0 0 264 264\" xmlns=\"http://www.w3.org/2000/svg\"><path fill=\"white\" fill-rule=\"evenodd\" d=\"M205 119H208V117H205ZM237 135H240V133H237ZM250 142H251V140H250Z\"/></svg>",
  "mask_w": 264,
  "mask_h": 264
}]
</instances>
